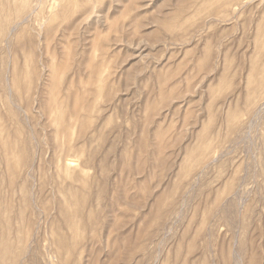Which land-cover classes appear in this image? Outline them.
Wrapping results in <instances>:
<instances>
[{
    "label": "rangeland",
    "instance_id": "rangeland-1",
    "mask_svg": "<svg viewBox=\"0 0 264 264\" xmlns=\"http://www.w3.org/2000/svg\"><path fill=\"white\" fill-rule=\"evenodd\" d=\"M0 264H264V0H0Z\"/></svg>",
    "mask_w": 264,
    "mask_h": 264
}]
</instances>
